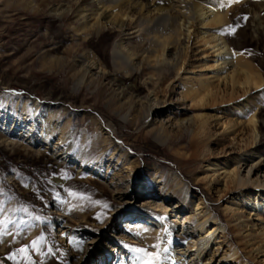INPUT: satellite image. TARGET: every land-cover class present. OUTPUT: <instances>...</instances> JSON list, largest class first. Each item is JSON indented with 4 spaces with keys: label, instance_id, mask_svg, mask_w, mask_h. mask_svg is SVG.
<instances>
[{
    "label": "rangeland",
    "instance_id": "rangeland-1",
    "mask_svg": "<svg viewBox=\"0 0 264 264\" xmlns=\"http://www.w3.org/2000/svg\"><path fill=\"white\" fill-rule=\"evenodd\" d=\"M136 2L152 9L168 4ZM93 5L92 0H0V264H73L82 247L88 249L83 264L97 257L102 264H145L148 258L135 249L159 253L154 264H168L171 251L193 245L197 216L188 221L186 216L199 212L173 176L225 223L223 206L238 191L219 200L208 193L204 185L211 173L206 165L233 167L249 152L252 163L259 161L260 176L264 172V0L228 2L220 31L237 63L262 85L247 93L214 87L202 106H190L188 100L192 89L204 93L209 60L204 64L199 51L185 56L178 47L165 54L185 60L179 77L166 65L153 69L147 60L140 61L142 54L153 49L154 35L167 36L170 29L134 23L126 35L106 24L98 32L84 30L80 13H90ZM57 6L59 13L53 11ZM122 44L137 56L138 73L113 57ZM82 56L100 66L103 78L84 74ZM116 88L123 89L122 100L113 93ZM152 92L157 102L143 105L133 120V101ZM125 100L128 104L122 105ZM152 106L150 118L157 125L168 120L172 125L158 137L157 125L144 124ZM251 114L257 120V141L250 146L252 135L244 122ZM46 121L53 129L40 139L39 128ZM62 134L71 146L57 147L62 155L55 158L53 148ZM107 134L111 145L105 142ZM107 160L131 183L123 201L112 196L94 171ZM155 180L170 193L161 197L154 190L150 196L146 183ZM242 193L253 194L254 189ZM260 193L264 195L263 188ZM183 200L181 211L172 209ZM143 201L151 205L143 207ZM118 235L125 238L118 240ZM233 237L227 233L226 241L234 242ZM37 240L41 242L33 246ZM157 244L159 248L153 247ZM213 262L220 264L218 258Z\"/></svg>",
    "mask_w": 264,
    "mask_h": 264
},
{
    "label": "bare ground",
    "instance_id": "bare-ground-1",
    "mask_svg": "<svg viewBox=\"0 0 264 264\" xmlns=\"http://www.w3.org/2000/svg\"><path fill=\"white\" fill-rule=\"evenodd\" d=\"M231 1L233 0H185L183 1L184 3L186 2L184 4L181 0H168L166 7L152 9L153 5H142L136 0H92L94 3L93 9L90 10V13H87L88 11L85 9L82 10L80 19L84 30L89 27V29H94L97 32L105 24L117 28L122 34L128 26L134 23L144 24L148 28L155 23L156 26L161 25L165 29H170L167 36H157L156 38L154 35V39H152L153 49L144 51L140 61L143 59L147 60V64L153 69L163 68L166 65L174 70L176 77H179L181 70L184 68L185 60L176 58L177 55L175 53L167 56L165 52L169 49H173L176 52L177 48L180 47L183 55L187 56L189 52L199 51L198 56L202 55V59L205 58L203 63L208 62L207 60L211 63L210 68L207 67L211 71L206 74H210V76L206 77L204 81V93L199 95L192 89V96L189 95L188 101L190 106H202L206 103V99L210 97L211 92L215 90L214 87L219 91L222 85H227L231 92L242 91V93H247L251 89H258L262 85L260 80L257 81L250 72L248 73L242 69L220 35L221 28L227 20L228 2ZM185 5L191 8L185 10ZM59 10L60 7L58 6L53 9V11H58V13ZM182 36L185 38L184 44L181 42ZM120 48L122 50L114 51L113 57L117 61H122L125 65L134 66L132 70L134 73H138L139 66L135 67L134 65L137 56L128 50L124 51L126 46L123 44ZM81 65L84 74L92 73L95 78L99 76L103 78L104 73L100 66L88 57L82 56ZM240 74L245 77L239 81L237 77ZM113 93L118 100L123 99L124 91L122 88L114 89ZM127 101L125 100L121 104H126ZM155 102H157V97L153 92L147 93V96L143 99L133 101L131 106V109H133L131 113L132 119L135 121L138 119L143 105H147V103L154 105ZM33 104L36 112L38 106L36 103ZM153 107L145 115L144 124L154 129L157 122L150 118V111ZM124 120L126 121L125 118ZM207 120L209 121L210 119L208 118ZM161 123L162 125L156 126L158 127V131L155 134L156 137L162 134L163 128L172 126L169 120ZM235 123L237 125L243 124ZM244 124L249 128L252 135L251 143L249 144L250 146L254 145L255 141H257V120L255 115L251 114ZM52 129V122L46 121L39 128L38 133L40 136H38L40 139L46 137ZM110 141L108 135L105 142L111 145ZM64 145L70 147L71 140L67 135L62 134L57 138L53 148L55 158L62 155L59 154L60 151L57 150V147ZM114 151L116 152V150ZM245 154L240 160L236 161L233 167L229 163H226L225 166L215 163L206 165L207 171L211 173L209 180L204 185L208 193H214L219 200L224 193V196H226L228 192L238 191L230 201V205L223 206V212L227 216L225 223H221L218 216L213 215L211 210L203 205L200 198L190 195L188 187L173 176L175 186L187 192V197L193 199L194 211L199 212L196 215H194L195 213H189L186 216L187 221L192 218L195 219V216H197L194 221L195 230L193 233L196 232V239L193 241V245L191 248L185 247L181 251H171L170 258H172V261L168 264H214L213 261L217 258L220 264H264V195L262 196L260 193V189H264V172L260 176L259 161L252 163L253 161L250 158L254 155L249 152ZM94 171L106 181L112 196L117 201H123L126 198L131 183L128 176L124 174L116 163L111 160H107L103 164L98 162L94 167ZM157 183H159L158 180H155L154 183H146L147 192H150V196L154 190L161 193V197L168 192L170 193L169 188L164 185L159 187ZM249 187H253V194L242 193V190ZM146 202L143 201L142 205L147 208L150 203L147 204ZM183 202L184 200L182 203H176L172 209H176L177 212L181 211L184 207ZM127 217L133 218V215H128ZM230 232L234 236L235 243L232 240L231 242L226 241V234ZM124 238L121 235L116 237L118 240H123ZM87 243L90 244L92 241ZM212 246H214L213 249H211ZM83 248L75 256L73 264H83L86 261L88 249L85 250ZM102 263L101 257H97L91 264Z\"/></svg>",
    "mask_w": 264,
    "mask_h": 264
},
{
    "label": "snow or ice",
    "instance_id": "snow-or-ice-1",
    "mask_svg": "<svg viewBox=\"0 0 264 264\" xmlns=\"http://www.w3.org/2000/svg\"><path fill=\"white\" fill-rule=\"evenodd\" d=\"M236 2H238V0H236ZM41 241L37 240V241H33V246H36L37 244H39ZM153 247L155 248H159V245H153ZM21 252H26L27 249L22 248L20 250ZM135 251L141 253L143 256H146L148 259L145 261V264H154L155 261H158L160 259L159 257V253H150L148 251H146L145 249H135ZM165 251H167V249H165Z\"/></svg>",
    "mask_w": 264,
    "mask_h": 264
}]
</instances>
